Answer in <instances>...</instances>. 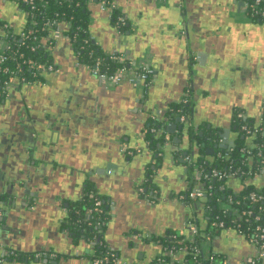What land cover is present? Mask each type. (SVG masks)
I'll use <instances>...</instances> for the list:
<instances>
[{
    "label": "crops",
    "instance_id": "crops-1",
    "mask_svg": "<svg viewBox=\"0 0 264 264\" xmlns=\"http://www.w3.org/2000/svg\"><path fill=\"white\" fill-rule=\"evenodd\" d=\"M114 1L146 30L144 46L122 42V49L133 64L125 67L127 73L136 72L145 58L155 72L149 104L142 100L140 86L99 81L95 70L79 59L65 30L54 39L56 71L37 86L15 83L11 102L0 101L1 189L19 181L24 184L21 192L32 193L28 205L9 218L14 231L5 239L10 252L27 256L29 262L32 256L41 261L51 253L58 264H88L90 245L75 242L65 231L70 209L82 201L88 186L115 206L103 239L126 263L150 264L160 252L151 238L183 230L194 204L189 208L180 198L193 179L179 161L154 158L145 126L149 114L167 112L189 87L194 88L191 122L201 131L207 132V125L222 127L238 144L232 126L236 110L246 112L250 123L262 122L264 131V25L247 15V0H184L182 9L177 0ZM91 10L98 48L107 57L116 56L120 51L108 10L96 4ZM2 23L7 32L21 35L29 26L28 13L12 0H0ZM4 29L0 26V38ZM195 55L202 56L197 63ZM162 163L167 198L155 206L154 198L142 196L145 188L151 189L146 174L155 173ZM108 164L125 167L114 176L105 171ZM257 184L264 186V179ZM218 236L219 247L211 249L235 264L255 254L243 238ZM6 258L0 256V264H10Z\"/></svg>",
    "mask_w": 264,
    "mask_h": 264
},
{
    "label": "trees",
    "instance_id": "trees-1",
    "mask_svg": "<svg viewBox=\"0 0 264 264\" xmlns=\"http://www.w3.org/2000/svg\"><path fill=\"white\" fill-rule=\"evenodd\" d=\"M18 1L22 4L24 0ZM33 1L35 3V9H32L29 4L25 6L28 13V21L30 22L25 31L26 38H23L22 40L21 35L17 36L13 35L12 33H9L8 36L2 37V39L8 42L11 46L8 54L12 56V59L3 65H0V69L8 66L11 67V70L15 72L14 74L0 72V80L2 85L4 82H12V86L15 83L22 84V78H25V83L28 84L43 83L49 66H55L51 50V47L55 41V32H61L62 30H65L64 33L74 40L77 50L81 52L80 59L85 64L95 66L99 60L102 63L101 68L108 69L110 72H114L120 68H125V65L109 59L96 45L92 44L90 39V17L92 14L91 6H93V4L91 5V3L93 0ZM33 21L37 22L34 26L32 25ZM33 47H36V49L32 50ZM18 64H20L21 68H17ZM190 101L191 100L189 99L187 103L175 104L173 108H170L167 112H165L162 120L159 119L155 124H152L151 128L156 129V132H147L146 141L148 142L149 148L155 153L160 152L157 148V145L162 143L159 133L161 129L167 128L166 125L168 122H175L176 120L185 117L187 118V123H184V125H189L193 115V102ZM210 131L211 130H209V132ZM196 138L200 139V142L204 141L201 139L200 135H196ZM237 141L238 144L233 152L228 153L227 151L222 150L217 151L221 157L218 158L219 154L214 155L216 164L219 163L220 166H222L221 163H224V166L232 165L234 168L241 167L244 170L255 169L256 164H254L252 167H250V165H243L245 155L240 151L241 148L250 146L251 142L246 138L241 139L240 137L237 139ZM255 141L256 143H264L263 134H258ZM204 149L205 148L201 149V153L206 156L207 154L204 152ZM199 159L201 166H204V164H202L203 158L200 156ZM211 165L212 161L210 160L208 161V165H205V168L209 169ZM205 173L206 172L199 175L195 172L193 175L198 178L199 182L202 184V187L206 188L207 186H213L214 190H216L217 186L220 184L225 186L224 192L218 191L213 193L212 196H209V199H212V202L207 203V205L211 206V210L206 214L207 218L218 213V207L216 208L218 205V200H225V197L229 194L233 195L235 199L241 200L246 207L248 206L246 196L249 192L264 191V189H259L256 185L251 184L244 178L240 180L241 186L243 187H230L228 180L213 184L204 178ZM90 191L95 195V198L97 197L103 201V197L100 196L97 193V190L92 188V186L85 190L87 193ZM91 192L90 195L92 194ZM90 195H85L82 202L72 206L70 226L75 228L78 226H84L87 230L85 231L86 235L97 241L95 247L96 251L91 256V258H94L104 255V253L109 250V248L105 246V243L103 242V231L97 225L100 220H106L109 215L107 213L108 210L105 204L101 206L103 209L102 213L94 211L93 214H89V210L95 206V199L91 198ZM77 210L79 213L76 214L75 211ZM87 214L91 217L89 220L86 218ZM202 232L203 234H201L198 238L203 242L208 241V239L213 235H219L211 231L210 228H202ZM168 234L177 235L178 241L176 243L184 240L186 245L192 244L191 239L193 236L180 235L179 231H169ZM168 234L166 236L153 237L151 240L160 241L165 245L170 244ZM99 240L101 242H99ZM219 256L224 257L223 254H220Z\"/></svg>",
    "mask_w": 264,
    "mask_h": 264
},
{
    "label": "built area",
    "instance_id": "built-area-1",
    "mask_svg": "<svg viewBox=\"0 0 264 264\" xmlns=\"http://www.w3.org/2000/svg\"><path fill=\"white\" fill-rule=\"evenodd\" d=\"M165 1V0H158ZM27 4L31 6L32 9H35V3L33 0H25ZM98 5L103 9L110 11L112 14L115 4L110 0H98ZM251 16L253 18H262L264 19V0H252L251 4ZM37 22L33 21L32 25H36ZM26 31V30H25ZM25 31L21 34V39L26 38ZM60 32H55V37H58ZM8 36V34H7ZM92 39V38H90ZM11 49V46L8 42L2 41L0 43V65L7 63L12 59V56L8 54V51ZM36 47H33L32 50H35ZM101 61H97L95 65V73L101 77L105 85H119L123 82L129 84H137L139 82H145L150 77H153L155 72L148 66H144L142 69L136 70L133 73H127L126 68H120L114 72H110L108 69L101 68ZM17 68H21L18 64ZM56 69L54 66H49L47 69L48 72H53ZM56 71V70H55ZM0 72L11 73L15 72L11 70V67L5 66L0 69ZM47 72V73H48ZM22 82L25 83L26 79L22 78ZM146 85L148 83H145ZM12 87V82H4L1 84L0 80V89L8 90ZM186 118L182 117L181 122L185 123ZM262 128L258 127L253 129L249 125L242 123L241 132L244 133L245 138L251 142L250 146H246L240 149V151L245 155L243 160V165H250L252 167L256 164L255 169L244 170L240 168H234L232 165L224 166V163L216 164V160L212 159V165L209 169L205 168L207 163H204V166H199L196 171L197 174L201 175L206 172L204 178L208 182L215 184L220 181H227L230 184V187H243L241 186V179L244 178L248 182H257L260 179H264V143H256V137L260 134ZM151 132H156V129H152ZM237 146V145H236ZM236 148V147H235ZM235 148H229L226 150L228 153H231ZM133 154V152H129ZM221 155L219 154L220 158ZM238 185H234L237 184ZM259 188V187H258ZM264 189V187L259 188ZM213 190V191H210ZM225 186L220 184L214 190L213 186L202 187V184L199 182L198 178L193 177V182L189 185L188 190L181 196L180 201L184 204H187L191 208L194 204L195 207L205 211L204 214L199 216L188 217V219L183 224V230H180V235H184V231H188L190 236H193L191 239L192 244L186 245L184 240L179 243H176L177 235L168 234V239L170 244H163L160 241H155L159 244L160 252L155 257V259L150 264H235L231 262L224 254V257L219 256L222 253L216 252L211 249L208 241H200L199 236L203 234L202 228H210L211 231L216 234H225L231 233L237 237L243 238L248 242L252 248L255 250V254L250 255L244 259L240 264H261L264 261V191H252L249 192L246 196L248 206H244V203L241 200H237L233 195L229 194L225 197V200H218V205L216 208L219 210L217 214L206 217V214L211 210V206L207 203L212 202V199H209V196H212L213 193L218 191L224 192ZM91 198L95 199V206L89 210V214H93L94 211L103 212L101 206L106 205L107 213L115 209L114 205H108L104 200L95 198V195L92 194ZM207 199L206 202H200L201 199ZM105 220H100L98 226L100 228L105 226ZM176 243V244H175ZM103 254V252H102ZM90 264H130L124 262L114 251L109 249L102 256L94 257Z\"/></svg>",
    "mask_w": 264,
    "mask_h": 264
},
{
    "label": "flooded vegetation",
    "instance_id": "flooded-vegetation-1",
    "mask_svg": "<svg viewBox=\"0 0 264 264\" xmlns=\"http://www.w3.org/2000/svg\"><path fill=\"white\" fill-rule=\"evenodd\" d=\"M12 1H14V2H16V3H18L20 6L21 5H23V6H21V7H23L25 10H26V8H25V6H27V3L25 2V0L22 2V4L18 1V0H12ZM95 1L96 0H93L92 1V3H91V5L93 4H96L95 3ZM110 1H112L115 5V8L113 9V11H112V14H110L111 12L110 11H108L107 13H108V15H109V17H110V20H111V25H112V27L114 28V30L116 31L115 33H117V34H119V35H124L125 37H135V40H134V42H135V44L134 43H132L133 45H137L136 43H138V45L137 46H141V44H142V42L144 41H146V39H147V33L145 32L146 30L142 27V24L140 23L141 22V20L139 19V18H136V19H133L132 17H128L126 14L124 15V13L120 10V8L118 7V5L116 4V2L114 1V0H110ZM157 1V0H156ZM158 2V1H157ZM162 2H164V1H162ZM177 2H178V4H179V8L180 9H182L183 8V6L185 5L184 4V0H177ZM246 2V13H247V15L252 19V21L253 22H256V23H259V24H261V25H264V19H262V18H253L252 16H251V4H252V0H247V1H245ZM158 3H160V2H158ZM96 5H98V4H96ZM92 15V14H91ZM29 22V21H28ZM176 23H177V21H176ZM29 24H30V22H29ZM0 26H2L3 28H5L4 30H5V32H4V35H3V37H5V36H7V34H9V33H12V32H10V31H8L7 32V28H6V26L3 24H0ZM61 33V32H60ZM127 33H129V36H126V34ZM68 37V36H67ZM68 38H70V40H71V42L73 43L72 45L74 46L73 47V49L75 50V52L78 54V56H79V59H80V51L79 50H77V48H76V46H75V43H74V40L71 38V37H68ZM54 39H56V37L54 36ZM93 40L96 42V40L95 39H91V41L93 42ZM138 40V41H137ZM2 41H4L3 39H2V37L0 38V43L2 42ZM55 42V41H54ZM130 42H132V41H130ZM93 44V43H92ZM93 45H96L97 47H98V43L96 42V43H94ZM143 45V44H142ZM144 46V45H143ZM142 46V47H143ZM54 49V44L52 45V47H51V50H53ZM124 53H126V50H123L120 54H115L116 56H110V57H108L109 59H111V60H113V61H117V62H119V63H121V64H123V65H125V67L126 68H128L127 67V65L128 64H131V63H129V61L126 59V58H124V56H123V54ZM146 57V56H145ZM200 59H202V56L200 57V55L198 56V55H195V57H194V60L196 61V63H197V61L198 60H200ZM81 60V59H80ZM143 63L140 65V66H138L137 68H139V69H142L144 66H148V67H150L149 65H147L146 63H148L147 62V58H145L143 61H142ZM86 66H88L89 68H91V69H93L95 66H93V65H87L86 64ZM55 67V66H54ZM132 67H133V65H132ZM129 69V68H128ZM192 73H193V71H192ZM153 81H154V79H153V77H150L149 79H147L145 82H139V83H137V84H131L132 86H140L141 87V97H142V100L144 101V103H146L147 101V104H149V98H150V91H151V88H152V85H153ZM123 83H125V82H123ZM145 83H148L147 85L145 84ZM22 84H25V85H27V86H37V85H39V84H35V83H31V84H28V83H22ZM193 90H194V88L192 89V88H188L187 89V91H186V93H185V95L183 96L184 98H182L179 102H177L176 104H182V103H187V101L190 99L192 102H193V98H192V93H193ZM12 87L10 88V89H8V90H2V89H0V101L1 102H8V101H10L11 102V100L13 99V96H12ZM188 98V99H187ZM142 100L140 101V102H142ZM190 101V102H191ZM142 104V103H141ZM144 105V104H143ZM173 106H175V105H173ZM173 108V107H172ZM152 113V112H151ZM164 111L163 110H159V111H154L153 112V114H149L148 115V119H147V121H146V126H145V132L147 133V132H151V130H152V128H151V126H152V124H155L159 119L160 120H162L163 119V116H164ZM187 119V118H186ZM192 119V118H191ZM233 120H232V126H234V127H236L237 129L235 130L236 131V133L238 134V137H241V136H244L245 137V135H244V133L243 132H241V124L242 123H245V124H247V125H249L250 127H252L253 129H257L258 127H260V128H263V123L261 122V124H254V123H250L249 122V116L246 114V112H244V111H242V110H236L235 112H234V114H233V118H232ZM181 120V119H180ZM172 123V121H170V122H168V124H171ZM185 123H187L186 121H185ZM167 124V125H168ZM166 125V126H167ZM189 126L190 127H192V122L190 121V123H189ZM208 126V125H207ZM233 127V128H234ZM213 129V127L211 128V129H208L207 128V132H206V130H203V131H201V129H198L197 128V126L195 127V128H189V130H188V133L190 134V138H191V141H193V142H195V143H197V151H195V155H192V159H190L188 156L185 158V160H186V162L184 163V164H180V162H178V161H180L181 159H184V157H183V152H178L177 154H175V159H174V161H173V163H176V162H178L179 164H180V166H184V170H188L189 172H188V176H189V179L191 180V179H193V175L195 174V170H196V168H199V166H201V164L199 163V157L201 156L202 158H203V163L202 164H204V163H207L208 161H210V160H212V159H214V155H218L219 153L217 152L218 150H222V149H219V148H217L215 151H214V153L213 152H211V150H212V148L214 147V145H215V142H209V141H205V139L206 138H209V130H212ZM203 134V136L201 137V139H203L204 141L203 142H200L199 140L200 139H197L196 138V135H200V134ZM261 133L264 135V131H263V129H262V131H261ZM170 139H173V137H170ZM221 140L219 139V142H220ZM206 144V147H203V144ZM202 148H205L204 149V152L208 155H206V156H204L202 153H201V149ZM192 148L188 151V155H189V153H191L192 152ZM223 151V150H222ZM160 153V152H159ZM194 154V153H193ZM209 157V158H208ZM195 160H196V162H195ZM190 163V165H185L186 163ZM2 176H4V175H2L1 173H0V178L2 177ZM2 180V181H1ZM3 180H5V178L4 179H0V188H1V184H2V182H3ZM89 187V186H88ZM88 187H86V189L88 188ZM85 189V190H86ZM4 189H1V192L3 191ZM159 191V190H158ZM91 192V191H90ZM90 192H84L83 193V196L85 197V195H87V194H89L90 195ZM92 193V192H91ZM93 194V193H92ZM91 194V195H92ZM143 194H144V192H143ZM91 195H90V197H91ZM30 197V196H29ZM84 197H83V199H82V201L84 200ZM143 197V196H142ZM160 197V196H159ZM158 197V198H159ZM33 199V198H32ZM152 200V199H151ZM81 201V202H82ZM153 204L156 206V204L157 203H159L158 201H159V199H153ZM151 202V201H150ZM18 209V208H17ZM192 209V213H193V215L194 216H199V215H202V214H204L205 213V211L201 208H199V206H197V207H195L194 206V208H191ZM190 209V210H191ZM75 213L77 214V213H79V211L77 210V211H75ZM69 216L67 217V220L65 221V231L70 235V237H72L73 238V240L75 241V242H85L87 245H90V247H91V250H93V251H91V254H89V256H88V258H89V261H88V264H90V262H91V260L93 259V258H91V256L94 254V252L96 251L95 250V247H96V243H97V241L96 240H94L93 238H91V237H88L87 235H86V233H85V231H87L86 230V228L83 226V227H80V226H78L77 228H75V227H71L70 225H71V214H72V209H70V211H69ZM108 217H107V219L105 220V226L104 227H102L101 228V230L102 231H104V228L108 225V221H109V219H110V214H109V212H108ZM86 218L89 220V218H91L90 217V215H86ZM180 230L181 229H178L177 231H179L180 232ZM168 233H169V231H168ZM219 236H217V235H213V236H211L209 239H208V242H209V244H210V246L212 247V248H216V247H219V245H220V241H219ZM246 241V240H245ZM99 242H101L100 240H99ZM103 242H104V239H103ZM151 242L152 243H155V241H153V240H151ZM247 242V241H246ZM105 243V242H104ZM248 243V242H247ZM105 246H106V244H105ZM45 255H47V256H52V257H54L53 259H55V255L54 254H45ZM35 257V256H34ZM37 258V257H36ZM264 263V261H262L261 262V264H263Z\"/></svg>",
    "mask_w": 264,
    "mask_h": 264
},
{
    "label": "water",
    "instance_id": "water-1",
    "mask_svg": "<svg viewBox=\"0 0 264 264\" xmlns=\"http://www.w3.org/2000/svg\"><path fill=\"white\" fill-rule=\"evenodd\" d=\"M96 4H98V0L95 1ZM90 38L96 39V35H94V33L92 32V29L90 28ZM116 36V41H114V43L116 44V47H118V54L122 52V42H124L125 44L127 42L130 43H134L135 37H125L124 35H119L117 33H115ZM126 36H129V33L126 34ZM138 41V40H137ZM93 44L96 43L94 40L92 42ZM138 45V43H136ZM131 63V62H130ZM133 64H128L127 67L129 69L132 68ZM57 69V67H56ZM94 70L96 69L95 67L93 68ZM96 77L98 76L95 73ZM99 81H102L101 77H98ZM194 101H193V110H194ZM165 114V113H164ZM196 124H192V128H195ZM161 128V127H159ZM189 125H184V123H181V120L178 119L175 122H172L171 124L167 125L166 129H161L160 133H159V137L162 139V143L157 145V148L159 149L160 153H155L152 149H150L152 151V155L154 156L155 159L159 158L160 155H164L169 161H174L175 159V154H177L179 151L183 152V157L184 159H181L179 162L181 164H184L186 162L185 158L188 156V151L193 148L196 149L197 143L191 141L190 138V134L188 133L189 130ZM208 129L212 128V125H208L207 126ZM237 128L234 127V131ZM200 136L202 137L203 134L201 133ZM229 136H230V131L226 130L222 127L219 126H213V129L210 131L209 133V138H206L205 141H209V142H215L214 147L212 148L211 152L214 153V151L219 148L222 149L223 151L228 150L229 148H235L236 147V140H229ZM170 137H173V139H170ZM239 138V137H238ZM237 138V139H238ZM241 139H244V136L240 137ZM219 139L221 140L219 142ZM149 147V146H148ZM147 147L146 151L144 152V154H146V152L149 150V148ZM203 147H206V144H203ZM154 153V154H153ZM110 162L115 163L114 160H110ZM196 162V160H195ZM124 168L125 165L121 164V165H113V164H108L106 166V172H109V174H113L114 176L118 175L122 169ZM159 170H157L155 173L153 174H146V177L148 178V183L151 185V189L149 187L145 188L144 191V196L143 198H145L146 196L151 197L152 199H160V198H167V194H163L165 193L166 189H164V185L166 184L165 182H161V180L163 179V172L164 169L166 168V164H161L159 166ZM154 170V169H153ZM104 171V170H103ZM102 172L103 174H105L106 172ZM186 174H188V170H184ZM0 179H4V176H2ZM164 181V179H163ZM19 184V185H18ZM251 184L256 185L259 188H262L264 186H260L259 184H257V182H251ZM20 188H24V184L20 183L19 181L17 182V185H9L7 186L2 192H1V188H0V253H1V257L5 258V256L7 255V258L5 259L6 262L10 263V264H18L20 262H24V264H58L59 261L58 260H54L51 259L48 256H45L43 260L40 261L39 258H34V256H32L31 259H33L32 262H29V258L27 256H23V254L19 253H15V252H10V250H8V244L6 243V235L9 232H13L14 230L12 229V227L10 226V219L12 218V216L15 214L14 211H16L17 208H23L26 207L27 204V200H28V196H30L32 193L29 192V190H25L24 192H21ZM160 189V190H159ZM159 190V191H158ZM167 193V191H166ZM32 196V195H31ZM160 196V197H159ZM159 197V198H158ZM22 200V201H21ZM170 201V200H169ZM207 199H201L200 202L204 203L206 202ZM20 204V207L19 205ZM192 217V215L189 216V218ZM10 218V219H9ZM188 218H186L184 220V222L187 220ZM168 234V232H165L164 235L162 236H166ZM184 235L185 236H190V233L188 231H184ZM11 246V245H10ZM17 256L16 258H13V256ZM142 256V255H141ZM140 256V257H141Z\"/></svg>",
    "mask_w": 264,
    "mask_h": 264
}]
</instances>
